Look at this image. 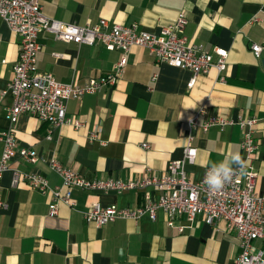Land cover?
<instances>
[{"label":"crops","instance_id":"1","mask_svg":"<svg viewBox=\"0 0 264 264\" xmlns=\"http://www.w3.org/2000/svg\"><path fill=\"white\" fill-rule=\"evenodd\" d=\"M40 1L43 14L58 20L78 25H92L101 18L109 25L136 22L151 32L183 12L188 40L207 50L215 46L227 50L224 80L211 68L197 74L189 85V68L156 62L145 47L133 45L115 85L67 100L66 113L81 119L83 125L61 124L50 139L45 136L47 124L30 114H20L11 124L5 112L10 100L3 97L0 131L12 126L17 148H32L44 158L31 163L16 153L14 165L43 174L52 185L59 184L60 178L49 167L51 157L85 178L131 180L146 166L157 174L164 172L169 160L181 158L190 135L197 154L194 162L184 164L189 180H198L210 163L239 152L257 170L255 191L264 188V0ZM39 41L36 68L78 84L107 73L120 54L98 43L66 42L48 31L40 33ZM252 42L262 46L259 56L251 50ZM17 54L18 36L0 18V91L11 76ZM201 106L205 113L197 115L199 122L210 113L233 119L254 117L257 148L253 154L245 158L237 124L211 126L206 131L190 127L189 118ZM96 127L97 137L89 139ZM144 141L147 148L141 146ZM152 194L156 197L158 192ZM0 198L8 204L0 208V264H235L240 251L238 238L222 221L214 227L200 215L191 223L177 217L172 226L160 209L154 220L142 215L99 226L84 220L83 211L90 203L136 206L143 200L141 190L117 193L74 188L73 205L59 202L50 214L51 196L24 181L12 185L8 169L0 178ZM181 224L184 228L179 231ZM256 244L264 248V241L258 239Z\"/></svg>","mask_w":264,"mask_h":264},{"label":"built area","instance_id":"2","mask_svg":"<svg viewBox=\"0 0 264 264\" xmlns=\"http://www.w3.org/2000/svg\"><path fill=\"white\" fill-rule=\"evenodd\" d=\"M0 18L18 36V54L12 64L11 76L0 91V102L8 96L10 102L5 112L11 124L22 113L45 122V136L48 139L52 137L53 129L61 124H71L75 128L83 125L81 119L66 113L67 100L115 85L123 73L128 52L133 45L145 47L156 62L189 68L192 71L189 85L197 74H206L211 68L217 71L220 81L224 80L222 72L226 67L227 50L217 46L207 50L201 43L188 40L184 34L187 19L183 12H179L170 23L160 26L157 32L141 29L136 22L109 25L104 18L92 25L58 20L43 14L40 0H0ZM43 31L51 32L55 38L66 42L98 43L108 50L117 49L120 51L119 58L107 73L92 76L82 84L58 80L52 73L36 68L37 55L42 47L39 35ZM250 48L255 56L260 55L262 46L259 43L252 42ZM53 55L60 56L61 53L53 52ZM204 113V106L199 107L196 114L189 118V126L206 131L211 126L222 128L227 124H237L242 131L239 144L245 158L253 154L257 148L253 136L254 117L239 116L233 119L210 113L199 122L197 115ZM98 131V127L90 130L89 139L96 138ZM191 139L190 135L187 136L181 158L169 160L164 172L157 174L146 166L139 177L131 180L114 177L85 178L75 169L51 157L49 167L60 178L59 184L52 185L43 174L23 170L13 164L12 157L16 153L31 163L44 158L32 148H17L14 130L9 126L0 131V178L10 169L12 185L24 181L31 189L49 194L50 214L55 212L59 202L73 205L71 192L74 188L117 193L141 190L143 200L136 206L103 205L99 201L90 203L83 211L84 220L97 226L116 218L137 220L142 215L154 220L160 209L167 216V224L172 226L177 217H183L191 223L200 215L205 223L214 227H218V222L222 221L224 228L238 238L240 251L235 264H264V248L256 244L258 239L264 241V188L255 191L257 170L247 164L246 175H234L221 191L212 193L203 183L207 166L198 180H189L184 170V164L194 162L197 154V147ZM141 146L147 148L149 144L144 141ZM153 191L158 192L156 197ZM7 205L0 198V208L4 209ZM183 228L184 225H177L179 231Z\"/></svg>","mask_w":264,"mask_h":264},{"label":"clouds","instance_id":"3","mask_svg":"<svg viewBox=\"0 0 264 264\" xmlns=\"http://www.w3.org/2000/svg\"><path fill=\"white\" fill-rule=\"evenodd\" d=\"M247 162L239 152L228 153L223 160L207 166L203 183L212 193L221 191L234 175L247 174Z\"/></svg>","mask_w":264,"mask_h":264}]
</instances>
